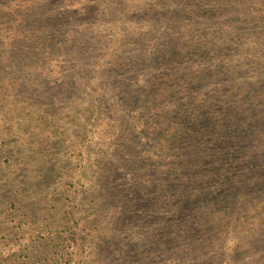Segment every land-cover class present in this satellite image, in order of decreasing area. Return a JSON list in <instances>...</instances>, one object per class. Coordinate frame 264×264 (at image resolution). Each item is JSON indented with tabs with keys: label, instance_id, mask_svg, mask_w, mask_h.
Here are the masks:
<instances>
[{
	"label": "rangeland",
	"instance_id": "1",
	"mask_svg": "<svg viewBox=\"0 0 264 264\" xmlns=\"http://www.w3.org/2000/svg\"><path fill=\"white\" fill-rule=\"evenodd\" d=\"M153 118L222 133L217 175ZM195 263L264 264V0H0V264Z\"/></svg>",
	"mask_w": 264,
	"mask_h": 264
},
{
	"label": "trees",
	"instance_id": "2",
	"mask_svg": "<svg viewBox=\"0 0 264 264\" xmlns=\"http://www.w3.org/2000/svg\"><path fill=\"white\" fill-rule=\"evenodd\" d=\"M218 74L214 73L211 76V80H216L218 78ZM172 76L170 75H165V77L162 76H154L152 79V83L150 86H148L147 88H145L141 94H139L138 96L140 97V103L142 105L143 108H147V107H151L152 106V99L149 98V93H152V91L157 94L159 96V94L163 91L162 88L167 87V83L166 81L171 82V78ZM194 79H196L197 76H193ZM188 78V73H185L182 76V81H187ZM165 82V83H164ZM202 83L205 82V80L202 78L201 80ZM188 86H183L180 90L179 93H183L182 99L184 101V99L186 98L185 92L187 90ZM161 88V89H160ZM156 89V90H155ZM189 89V88H188ZM191 91V89H189ZM188 91V90H187ZM163 97H159L158 99L161 100ZM150 99V101L148 100ZM168 100L165 101L166 105L169 106L171 105L170 102H167ZM187 102V100L185 101ZM164 103V104H165ZM159 104L154 105L153 107H151V112L152 115L154 117H159L161 116L162 113V109H160ZM185 113V112H184ZM181 117H186V120L188 121V123H194L199 121V119H203L206 116H204L203 113L197 114L196 112H194V114L187 116L186 114L182 115ZM164 122L166 123V121H170L171 118L170 116H166V118L164 117ZM154 121V127L153 129H159L162 128L164 131V135L163 138H161V140L163 142H165L166 147H168V151L173 152L172 154V161L170 164V169L168 170L169 172H171V174L173 172H176V176H183V180L185 183H189V184H194V181L196 180V175L197 173L200 172V170L202 168L203 171L202 172V177L206 178L209 177L210 175H217V172L219 171V167L220 165L218 164V162H214L211 166H209V164L211 163L210 160L212 159V157L214 156V152L216 150L215 146L216 144L222 139L220 136L222 135L219 134V136L215 137V138H210L208 141L205 140V144L206 147H208L209 149L206 151L205 153V157L201 158L199 156H193V154H195V148L197 146H200L202 144V140L205 139L203 137V133L201 132V130H204V128H200V130H194L195 127H191L189 129L188 132H185L186 135V139L184 140V144L185 146L178 148L177 144L180 142L181 137L184 134V130L187 131L186 128V124L184 122H181V118L176 120L177 122L175 124H172L171 126L167 123L165 124L163 127H161L160 124H158V121L155 120V118H153ZM208 121V120H207ZM214 129H216V127H214ZM229 130V129H227ZM179 135L181 137H179ZM217 142V143H216ZM185 150H187L185 152ZM251 172H248L247 175H250ZM188 179V180H187ZM199 179H202L201 177ZM198 189V188H197ZM197 189L194 187L192 188V190H190L191 192H187L190 193L188 194V196H186L187 201H182L181 199H179V202L182 204H185V206H189L191 205V202L195 201L196 198V194H192L193 192L197 191ZM200 197H202L204 194H199ZM186 202V203H185ZM174 213L176 214H180V213H184L187 210H189V208H184L183 210H181V206L180 205H174ZM192 213H187L184 215V218L182 215H179L180 218H183V224L180 227V234L178 235V239L181 240L183 238H185L187 236V234L189 233V231L191 230V228L188 227V224L190 221H188L189 217L191 216ZM172 235H174L172 233ZM60 238V237H58ZM197 264V263H195Z\"/></svg>",
	"mask_w": 264,
	"mask_h": 264
}]
</instances>
